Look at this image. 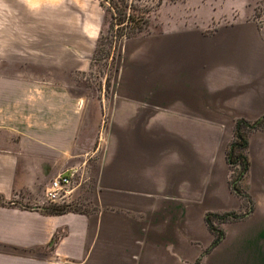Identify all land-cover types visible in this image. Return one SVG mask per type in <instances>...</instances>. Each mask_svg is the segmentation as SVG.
Segmentation results:
<instances>
[{
	"label": "crops",
	"instance_id": "crops-1",
	"mask_svg": "<svg viewBox=\"0 0 264 264\" xmlns=\"http://www.w3.org/2000/svg\"><path fill=\"white\" fill-rule=\"evenodd\" d=\"M186 17L125 38L104 133L87 148L90 104L53 75L88 57L74 32L47 41L62 45L47 77L0 74V264H264V129L247 136L240 193L226 160L234 120L264 114V26L240 18L208 30ZM87 153L97 155L95 208L43 212L48 180ZM249 204L210 246L205 214Z\"/></svg>",
	"mask_w": 264,
	"mask_h": 264
},
{
	"label": "rangeland",
	"instance_id": "rangeland-1",
	"mask_svg": "<svg viewBox=\"0 0 264 264\" xmlns=\"http://www.w3.org/2000/svg\"><path fill=\"white\" fill-rule=\"evenodd\" d=\"M95 6L100 15V29L91 47L89 39L94 29L88 15ZM180 16L207 20L208 30L218 22L240 18L253 19L264 26V0H0V74L47 77L42 73L56 60L47 56L62 50V45L48 49L47 41L74 32L82 41V54L88 57L79 61L65 59L64 67L75 68L53 75L59 81L74 82L90 104L80 132L81 144L87 148L93 137L104 133L103 99L109 97L110 86L115 82L122 42L135 34L159 30L160 20ZM121 19L124 21L118 23ZM63 21L70 27H63ZM81 23L79 33L76 26ZM48 78H53L52 71ZM96 158V154H83L80 164L74 166L69 208L79 211L95 208L92 192Z\"/></svg>",
	"mask_w": 264,
	"mask_h": 264
},
{
	"label": "trees",
	"instance_id": "trees-1",
	"mask_svg": "<svg viewBox=\"0 0 264 264\" xmlns=\"http://www.w3.org/2000/svg\"><path fill=\"white\" fill-rule=\"evenodd\" d=\"M123 21L124 19H121L118 21V23ZM256 129H264V114L252 120L245 119L242 117L236 118L233 122L232 138L226 148V160L231 170L229 175V182L231 187L239 193L241 192L239 187V180L241 179L242 175L246 172L248 166V160L245 152L247 136L250 132ZM40 208L45 213H61L66 210H75L69 208L67 205L64 204H47L42 205ZM249 209L250 204L244 211L240 212H207L205 214L204 219L208 228L213 233V238L210 243V246H213L222 235V229L220 228L219 223L240 218ZM55 238L56 235L51 238L50 244L53 243ZM196 264H199V262L196 261Z\"/></svg>",
	"mask_w": 264,
	"mask_h": 264
},
{
	"label": "built area",
	"instance_id": "built-area-1",
	"mask_svg": "<svg viewBox=\"0 0 264 264\" xmlns=\"http://www.w3.org/2000/svg\"><path fill=\"white\" fill-rule=\"evenodd\" d=\"M75 171V167H70L67 171L51 177L43 188L41 203L68 206L72 200L71 195L74 188L72 180Z\"/></svg>",
	"mask_w": 264,
	"mask_h": 264
}]
</instances>
